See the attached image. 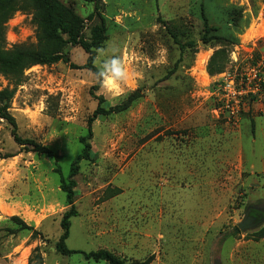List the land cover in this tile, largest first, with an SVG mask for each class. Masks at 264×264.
<instances>
[{
	"label": "rangeland",
	"instance_id": "rangeland-1",
	"mask_svg": "<svg viewBox=\"0 0 264 264\" xmlns=\"http://www.w3.org/2000/svg\"><path fill=\"white\" fill-rule=\"evenodd\" d=\"M58 1L82 22L78 39L90 42L103 26L101 47L118 45L143 79L112 96L83 68L88 54L70 43L19 83L0 73V91L14 90L8 113L17 135L57 155L18 146L0 118V264H106L55 250L68 209L60 175L83 150L98 96L109 113L92 123L90 157L78 164L67 248L108 250L126 263L264 264V237L255 236L264 216L236 231L247 209L264 210V0ZM201 6L235 44L202 43ZM230 8L236 13L227 17ZM4 30L6 50L36 43L27 11L14 12ZM222 49L224 68L208 74ZM225 73L255 79L236 117L217 97Z\"/></svg>",
	"mask_w": 264,
	"mask_h": 264
},
{
	"label": "trees",
	"instance_id": "trees-1",
	"mask_svg": "<svg viewBox=\"0 0 264 264\" xmlns=\"http://www.w3.org/2000/svg\"><path fill=\"white\" fill-rule=\"evenodd\" d=\"M18 3L19 8H15L14 5ZM27 11L32 15V22L36 26V43L35 44H20L13 45L11 49L6 50L4 48V24L10 18V16L18 11ZM236 9L230 8L228 16L232 17L236 13ZM200 18L203 23L204 32L202 35V43L209 45L212 42L216 44H235V39L231 34L222 36L217 34L220 31L219 28L210 25L207 16L204 13L202 6L200 7ZM229 23H234L235 19H228ZM82 22L72 15V13L64 8V6L58 0H0V73L5 76L17 77L16 83H19L20 76L24 70L36 66V65H47L55 63L61 59L60 49L70 43L72 46H79L87 54V63L83 68L89 69L92 73L96 71V68L92 65L96 50L101 47L104 38V28L96 27L92 30V36L90 42H85L82 39H78V32L81 28ZM238 26V25H237ZM66 37V39H65ZM175 37V36H174ZM226 51L219 50L215 51L209 60L207 66V72L210 75L220 73L224 68V61L226 60ZM100 84L98 83V86ZM264 86H260V90ZM14 95V90L3 89L0 91V118L5 120L12 128L11 136L13 141L18 146L28 147L30 146L34 152L45 155L50 159L57 160L56 153L45 146L36 144L35 142L20 138L16 133L15 120L9 115L8 108L9 103ZM98 100V106L92 113V116L87 122V134L80 139L83 145L82 152L72 162L68 175L63 178L60 175V186L59 189L65 195L66 204L68 209L63 213L59 226L61 228V236L58 242L55 244V250L62 256H72L79 254L85 261L93 262H104L106 264H150L152 257H149L143 261H135L126 263L125 260L118 258L112 252L108 250H98L83 252L77 250H70L66 246V241L69 237L71 219L77 215L76 209L73 204L75 197L74 188L76 186L74 178L78 174V164L81 160L89 159L90 157V144L89 139L91 138V125L92 123L107 115L109 111H105L104 108L100 107L104 102L101 96L96 97ZM5 159L7 157H1ZM60 174L58 168L55 169ZM11 220L16 224L23 226V228L31 229L23 221L17 217H11ZM238 228V227H237ZM239 232V229H236ZM257 240L264 237V228L255 234ZM42 263V260H39Z\"/></svg>",
	"mask_w": 264,
	"mask_h": 264
},
{
	"label": "clouds",
	"instance_id": "clouds-1",
	"mask_svg": "<svg viewBox=\"0 0 264 264\" xmlns=\"http://www.w3.org/2000/svg\"><path fill=\"white\" fill-rule=\"evenodd\" d=\"M96 71L92 73L101 87L112 96L121 94L124 86L143 79V73L134 71L120 55V47L111 42L98 48Z\"/></svg>",
	"mask_w": 264,
	"mask_h": 264
},
{
	"label": "built area",
	"instance_id": "built-area-1",
	"mask_svg": "<svg viewBox=\"0 0 264 264\" xmlns=\"http://www.w3.org/2000/svg\"><path fill=\"white\" fill-rule=\"evenodd\" d=\"M253 78H256L254 75ZM253 80V79H252ZM249 78L236 79L235 75L222 74L221 82L218 86L219 93L217 95L221 109L232 117H236L244 107L243 97L253 90H247L255 81ZM239 81V83H238Z\"/></svg>",
	"mask_w": 264,
	"mask_h": 264
},
{
	"label": "water",
	"instance_id": "water-1",
	"mask_svg": "<svg viewBox=\"0 0 264 264\" xmlns=\"http://www.w3.org/2000/svg\"><path fill=\"white\" fill-rule=\"evenodd\" d=\"M255 220H256L255 218L250 217L246 214L244 220L238 224V229L240 231H244L254 227Z\"/></svg>",
	"mask_w": 264,
	"mask_h": 264
},
{
	"label": "flooded vegetation",
	"instance_id": "flooded-vegetation-1",
	"mask_svg": "<svg viewBox=\"0 0 264 264\" xmlns=\"http://www.w3.org/2000/svg\"><path fill=\"white\" fill-rule=\"evenodd\" d=\"M246 214L250 217L255 218L254 223L258 222L264 216V210L260 208L247 209Z\"/></svg>",
	"mask_w": 264,
	"mask_h": 264
}]
</instances>
